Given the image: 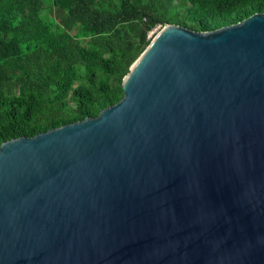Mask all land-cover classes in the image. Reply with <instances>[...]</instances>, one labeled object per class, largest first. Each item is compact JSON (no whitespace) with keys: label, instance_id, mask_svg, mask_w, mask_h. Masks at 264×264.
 Segmentation results:
<instances>
[{"label":"water","instance_id":"water-1","mask_svg":"<svg viewBox=\"0 0 264 264\" xmlns=\"http://www.w3.org/2000/svg\"><path fill=\"white\" fill-rule=\"evenodd\" d=\"M121 86L0 144V264H264V12L165 23Z\"/></svg>","mask_w":264,"mask_h":264},{"label":"trees","instance_id":"trees-1","mask_svg":"<svg viewBox=\"0 0 264 264\" xmlns=\"http://www.w3.org/2000/svg\"><path fill=\"white\" fill-rule=\"evenodd\" d=\"M264 0H0V144L94 117L165 23L214 30Z\"/></svg>","mask_w":264,"mask_h":264},{"label":"rangeland","instance_id":"rangeland-1","mask_svg":"<svg viewBox=\"0 0 264 264\" xmlns=\"http://www.w3.org/2000/svg\"><path fill=\"white\" fill-rule=\"evenodd\" d=\"M161 28H162L161 25H158V26L154 27L153 30L149 32V36L150 35H154L155 36L161 30Z\"/></svg>","mask_w":264,"mask_h":264}]
</instances>
